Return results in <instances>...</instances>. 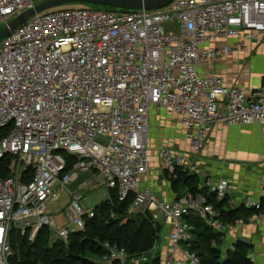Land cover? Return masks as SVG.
<instances>
[{"label": "built area", "instance_id": "built-area-1", "mask_svg": "<svg viewBox=\"0 0 264 264\" xmlns=\"http://www.w3.org/2000/svg\"><path fill=\"white\" fill-rule=\"evenodd\" d=\"M48 1L0 0V28ZM121 10H47L0 41V131L6 133L0 159H11L13 172L0 178V264H12L14 231L32 244L45 229L65 244L84 232L96 212L80 191L95 175L120 202L133 196L129 215L163 214L169 226L163 264H202L190 249L197 239L191 218L221 235L222 243L212 246L222 259L238 240L248 242L235 233L244 221L225 222L211 200L226 201V210L261 212L264 169L259 197L239 203L229 200L224 178L206 179L200 193L186 189L171 201L140 185L150 170L153 110L182 117L196 158L218 122L264 124V87L226 91L222 77L199 71L231 52L214 45L221 40L235 39L240 48L245 41L264 44V0H174L159 10ZM157 153L170 181L192 166L174 147ZM87 172L90 179L71 190ZM65 192L70 204L59 226L53 212ZM103 248V255L89 257L92 264H135L126 248L110 242Z\"/></svg>", "mask_w": 264, "mask_h": 264}, {"label": "crops", "instance_id": "crops-1", "mask_svg": "<svg viewBox=\"0 0 264 264\" xmlns=\"http://www.w3.org/2000/svg\"><path fill=\"white\" fill-rule=\"evenodd\" d=\"M237 43L235 39H227L214 44L216 47H229L231 52L199 71L203 76L213 73L222 77L226 91L240 90L245 94H250L264 87V44L245 41L244 46L240 48ZM226 98L227 93L221 94L218 98L221 111ZM163 113L165 112L158 110L151 112L148 139L150 170L142 178L140 189L150 188L159 198L171 201L182 192V186L172 183V180L170 181L168 176L160 170L158 151L154 153V150L150 148L155 140V129L158 130L155 127L156 123ZM167 115L171 120L176 121L177 125H181L180 133H178L180 134L179 140L176 146H172L178 150L192 152L191 145L185 137L182 117L177 114ZM211 136V139L219 140L220 151L216 152V149L210 146L205 148L199 157H194V161L191 162L192 166L189 168L190 173L198 175L201 180L199 187L203 186L206 179L224 178L230 183L228 191L230 201L239 203L247 195L258 198L261 187L260 178L264 169V124L228 126L223 122H218ZM178 145L180 146L177 147ZM53 214L57 217L58 225L62 226L65 222L62 208L57 206ZM163 230L166 231L167 236L169 226L166 223L163 224ZM237 235L254 246L256 264H264V212L245 222L238 229ZM257 253L260 255L257 256Z\"/></svg>", "mask_w": 264, "mask_h": 264}, {"label": "trees", "instance_id": "trees-1", "mask_svg": "<svg viewBox=\"0 0 264 264\" xmlns=\"http://www.w3.org/2000/svg\"><path fill=\"white\" fill-rule=\"evenodd\" d=\"M108 10H118L117 8L107 6H97ZM125 11V10H121ZM6 136L5 132L0 131V141ZM9 158L0 159V178L9 176ZM172 183L180 184L183 193L186 189L194 192H199V177L198 175L191 174L190 171L179 168L177 170V178L172 180ZM115 194L116 210L123 208L128 213L129 208L133 202V196H130L125 202H120L117 192L111 190ZM206 193V190L201 192ZM214 207L221 211V218L225 222H233L242 219L248 222L252 217L261 214L263 210L256 211L253 209H246L238 207L235 209L227 208L226 201L215 202L211 200ZM98 206L95 207L96 216L94 219L87 222V227L84 232L73 235L67 244L56 241L51 246L48 245L50 230H43L38 236L35 243H29L25 236L14 231L11 235V243L14 250V256L11 259L12 264H92L89 260L90 256H101L105 253L103 244L110 242L117 244L120 247L126 248L128 253L133 257H139L143 254L149 253L161 241L163 228L158 222L154 221L150 215H137L143 219V224L139 228L124 229L117 227L111 235L113 238H106L108 235L109 227L105 225H97L98 219ZM104 212V211H102ZM220 218V219H221ZM103 221V220H102ZM191 224L195 226V233L197 239L192 242L191 251L196 252L202 264H254L250 254L254 250V246L243 240H238L234 244V250L228 251L226 258L222 259V253L219 248L213 247L215 241L220 244L221 235L213 232L197 218H191ZM91 228V229H89ZM98 229V230H97ZM88 230V231H87ZM87 231V232H86ZM92 233L93 238H89L86 234ZM99 234V236H98ZM98 236V237H96ZM98 239V240H97ZM143 264H159L158 259L151 263Z\"/></svg>", "mask_w": 264, "mask_h": 264}, {"label": "rangeland", "instance_id": "rangeland-1", "mask_svg": "<svg viewBox=\"0 0 264 264\" xmlns=\"http://www.w3.org/2000/svg\"><path fill=\"white\" fill-rule=\"evenodd\" d=\"M58 8H64V9H81V8L98 9L99 7L93 6V5H88V4H67V5H63L61 7H57L54 9H58ZM167 114L163 113V116L160 117L156 123L155 127L158 130L155 129V136H154L155 140H153V142L151 143V147H150L152 149V151L154 150V153L156 150L159 152V150L163 147H167V146L173 147L172 145L177 144V140H179L178 138H179L180 134H178V133H180L181 125L180 124L177 125L176 121L174 122L173 119L171 120L169 115H167ZM173 115H175V114H173ZM211 137L209 136L208 141L206 143L207 147L205 146V148H208L210 146V147H214L216 149V152L220 151L219 147H221V144L219 143V140L216 138L211 139ZM180 145H178L177 147H179ZM184 145H186V144H184ZM181 151L188 156L189 160L194 161V157H193L192 152H189V151L185 152L184 150H181ZM10 163H11V159H9V166H8L9 167V176H11L13 174V172L10 168ZM200 183H201V180H199V185H200ZM80 193L84 197V203L88 208H92L95 210V207L98 206V208H97L98 219H97V225L96 226L105 225V226L109 227L108 235L104 236V237L113 238L111 235L114 233V230L118 226L122 227L124 229H128V230H130V228H132V229L136 228L137 229V228L142 226L143 219H141L137 215H129L128 213L125 212L126 208H123L120 210H116L114 208L113 204H115V199H116L115 194L111 190H109V188L105 185L104 180L101 177H99L98 175L94 176L93 184H86L83 187V190L80 191ZM69 204H70V200L68 198V193L67 192L62 193V198H61L60 202L57 203V205L59 207H61L63 210L64 208L66 209L67 206H69ZM102 211H104V212H102ZM263 212H261V213H263ZM148 215H150L152 217V215H154V212H149ZM156 215H157L156 219H154L152 217L153 220L158 222V224L161 225L163 228V224L165 223V217L160 212L155 213V216ZM89 229H91V228H89ZM165 232L163 230L161 241L157 244V248L155 250L153 249L149 253L141 255L142 258H145L148 261L153 262L154 260H157V258L154 259V256L159 255L158 256L159 257L158 258L159 264H163V261L165 259V255L163 254V252H161L160 249L161 248L163 249V246L165 247L167 244V236H166ZM50 233L51 234L49 236L48 245L51 246L52 243H54L58 238H57L56 232L54 230H52ZM235 233L238 234V230ZM86 235L89 238H93L92 233H89ZM98 236H99V234H98ZM98 236H96V237H98ZM117 238L118 237L113 238V239L117 240ZM182 247L184 248L185 245H183ZM254 254L256 256V253L253 250V252L250 254V256L252 257L253 260L255 259ZM258 255H260V254L257 253V256ZM141 256H139V257H141ZM138 260H140V259H138V257L134 258L135 264H139ZM254 264H256L255 260H254Z\"/></svg>", "mask_w": 264, "mask_h": 264}, {"label": "water", "instance_id": "water-1", "mask_svg": "<svg viewBox=\"0 0 264 264\" xmlns=\"http://www.w3.org/2000/svg\"><path fill=\"white\" fill-rule=\"evenodd\" d=\"M174 0H50L34 9H31L20 16L14 18L9 24L0 28V41L9 36L12 32L23 26L27 20L37 13L61 7L67 4H88L93 6H107L122 10H159L170 5ZM91 177V173L87 172L75 180L70 189L74 190L84 184Z\"/></svg>", "mask_w": 264, "mask_h": 264}]
</instances>
